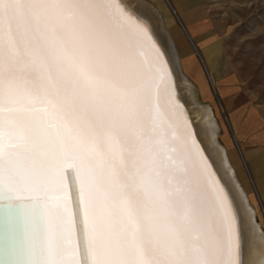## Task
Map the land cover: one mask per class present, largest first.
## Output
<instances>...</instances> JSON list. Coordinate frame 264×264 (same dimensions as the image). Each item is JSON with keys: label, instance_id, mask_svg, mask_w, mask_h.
I'll list each match as a JSON object with an SVG mask.
<instances>
[{"label": "snow or ice", "instance_id": "snow-or-ice-1", "mask_svg": "<svg viewBox=\"0 0 264 264\" xmlns=\"http://www.w3.org/2000/svg\"><path fill=\"white\" fill-rule=\"evenodd\" d=\"M175 78L127 0H0V264H245Z\"/></svg>", "mask_w": 264, "mask_h": 264}, {"label": "rangeland", "instance_id": "rangeland-1", "mask_svg": "<svg viewBox=\"0 0 264 264\" xmlns=\"http://www.w3.org/2000/svg\"><path fill=\"white\" fill-rule=\"evenodd\" d=\"M196 1L206 16L199 39L208 55L196 53L165 2L154 3L173 31L184 72L195 83L199 101L212 109L219 141L232 155L264 231V0Z\"/></svg>", "mask_w": 264, "mask_h": 264}, {"label": "bare ground", "instance_id": "bare-ground-1", "mask_svg": "<svg viewBox=\"0 0 264 264\" xmlns=\"http://www.w3.org/2000/svg\"><path fill=\"white\" fill-rule=\"evenodd\" d=\"M127 2L151 22L160 44L173 61L176 91L186 103L193 127L199 132L202 147L213 161L222 183L230 189L238 208L244 228L245 264H264V231L257 222L256 211L239 181L232 155L219 141V124L211 107L199 101L195 83L184 72L179 51L175 46L173 31L168 28L167 19L146 0H127ZM210 79L212 80L211 77Z\"/></svg>", "mask_w": 264, "mask_h": 264}, {"label": "crops", "instance_id": "crops-1", "mask_svg": "<svg viewBox=\"0 0 264 264\" xmlns=\"http://www.w3.org/2000/svg\"><path fill=\"white\" fill-rule=\"evenodd\" d=\"M146 1H148L155 8L158 6L157 3H154L156 0H146ZM160 1L165 2L167 5L168 3L170 4L178 20L182 24L184 28V32L186 33L188 39L189 40L191 39L192 44L195 46V49L199 53L198 55L200 56L201 54L208 55L207 52L202 51L203 44H202V40L200 41L199 39V36L202 33L201 31L204 29L202 25L206 23L205 21L206 16L200 4H198L196 0H167L168 3L165 0H160ZM169 9L171 10V8ZM197 45L199 46L201 53L199 52ZM180 54L181 53H179V55Z\"/></svg>", "mask_w": 264, "mask_h": 264}, {"label": "water", "instance_id": "water-1", "mask_svg": "<svg viewBox=\"0 0 264 264\" xmlns=\"http://www.w3.org/2000/svg\"><path fill=\"white\" fill-rule=\"evenodd\" d=\"M167 1V0H166ZM167 3H168V1H167ZM168 5H169V7L171 8V10H172V12H173V14H174V16L176 17V19L178 20V18H177V16H176V14L174 13V11H173V9H172V7L170 6V4L168 3ZM178 22L180 23V21L178 20ZM180 25L182 26V24L180 23ZM182 28H183V26H182ZM183 30H184V28H183ZM190 42H191V40H190ZM192 43V42H191ZM193 45V44H192ZM193 47H194V49H195V46L193 45ZM196 50V49H195ZM196 52H197V50H196ZM197 54H198V52H197ZM211 82V81H210ZM212 85V87H213V84H211Z\"/></svg>", "mask_w": 264, "mask_h": 264}]
</instances>
